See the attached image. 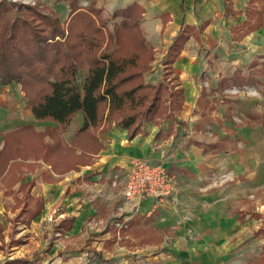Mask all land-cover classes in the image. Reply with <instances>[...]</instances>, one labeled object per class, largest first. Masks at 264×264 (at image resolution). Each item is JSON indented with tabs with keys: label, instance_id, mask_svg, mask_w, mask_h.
Returning <instances> with one entry per match:
<instances>
[{
	"label": "crops",
	"instance_id": "1",
	"mask_svg": "<svg viewBox=\"0 0 264 264\" xmlns=\"http://www.w3.org/2000/svg\"><path fill=\"white\" fill-rule=\"evenodd\" d=\"M131 3L143 7L140 28L154 51L142 79L157 85L169 73L182 93L181 110L158 124L144 123L128 139L126 129L104 127L105 118L95 132H78L82 112L65 129L37 120L19 84L0 85V149L5 143L7 151L21 149L7 162L0 159V174L13 177L15 217L31 203L34 210V198L42 209L32 220L54 214L52 232L38 242L45 248L41 264H262L264 133L246 121L263 119L264 103L249 95L260 83L238 87L231 77L235 70L247 75L252 60L244 66L236 57L246 38L262 29L233 40L225 0H124L115 10ZM186 25L191 35L165 64L167 48ZM235 87L246 93L231 92ZM203 93L210 110L198 103ZM46 149L52 153L45 158ZM133 158L169 171L175 201L124 202L121 181ZM28 171L33 176L26 178ZM124 219L127 228H118L115 221Z\"/></svg>",
	"mask_w": 264,
	"mask_h": 264
},
{
	"label": "trees",
	"instance_id": "2",
	"mask_svg": "<svg viewBox=\"0 0 264 264\" xmlns=\"http://www.w3.org/2000/svg\"><path fill=\"white\" fill-rule=\"evenodd\" d=\"M74 1L69 2L68 19L60 23L55 14L50 17L32 7H26L23 17L14 4L0 0V85L19 84L34 117L56 122L61 129L82 112L84 123L78 132H95L105 118L104 127L118 125L130 139L142 131L144 123L158 124L174 117L183 100L181 90L174 88L172 79L167 80L169 73L157 85L142 79L154 55L140 28L143 7L131 3L111 12L109 19L118 21L108 31L109 19H99L101 9L94 7L95 2L87 12ZM225 3V16L235 19L229 27L233 40L240 41L260 28L264 32V0H246L242 10L234 9L229 0ZM192 30L186 25L173 38L165 64L178 56ZM83 69L82 82H78ZM231 77L238 87L261 84L264 60H253L246 76L235 70ZM203 98L204 93L199 104ZM203 101L201 105L210 110ZM6 147L5 143L0 149L4 162L10 154L16 156L14 149L21 153V149L7 151ZM46 150L45 158L52 153ZM20 188L24 189L21 184ZM32 200L35 209L22 210L28 214L27 223L42 209V201ZM3 236L0 224L1 240ZM94 255L101 260L100 254Z\"/></svg>",
	"mask_w": 264,
	"mask_h": 264
},
{
	"label": "rangeland",
	"instance_id": "3",
	"mask_svg": "<svg viewBox=\"0 0 264 264\" xmlns=\"http://www.w3.org/2000/svg\"><path fill=\"white\" fill-rule=\"evenodd\" d=\"M5 1L11 3V5L14 4L15 7L20 12H23L25 14L23 17L27 16V13H25V11H27L26 7H32L42 13L55 14L58 20L60 21V23H63L68 19L70 9H71L69 6V2L71 0H5ZM245 1L246 0H232V3L235 8L242 10L245 7ZM94 2H95L94 7L97 6V7H100L101 9L100 10L101 13L99 14L100 15L99 19L108 20L111 15V12L113 11L111 10V6L115 4L116 5L115 8H117L119 7V5H123L124 0H75L74 4L76 7L78 6L84 7L85 11L90 12L89 11V9L91 8L90 5H92V3ZM52 14H50V17L52 16ZM108 21L109 22L107 24V30L111 31L112 24L114 22H117L118 18H114V19L112 18V20L109 19ZM234 22L235 20H232V18H230L229 21H227L226 19L225 26H228L230 25V23L232 24ZM253 34L254 35L252 37L248 39L246 38L245 42L243 43V48H241L244 50L240 49V52H239L240 56L236 57L238 61L241 60L240 62L244 63V66H246L247 64H250L249 63L251 62L250 60L257 61V60H260L261 58H264L263 29H262V32L260 30ZM84 74H85L84 69L78 73L77 75L78 82H82ZM200 76L202 77V74H200ZM235 88H232L231 92L244 93V94L246 93L244 88H242V90H237V88L236 89ZM254 88L256 89V91L259 92L258 102H260V105H261L262 103H264V78H262V83L258 86H254ZM241 120L243 121L244 119H241ZM253 121L252 122L246 121L247 126L256 125L260 129V133L263 134L264 133V118L259 119V120H253ZM240 123L241 122H239V124ZM185 131L187 133V130ZM23 170L24 169H22V171ZM25 175H26V178L32 177L33 173L28 171V173ZM12 181H13L12 176L0 174V222L3 227L2 232L4 235L3 240L0 239V264H25V263H19L18 261L20 260L28 261L27 264H41L44 254H45L44 253L45 248H42L40 244H38V242H39L41 235H43L46 232H52L51 229H53L54 227L52 225L53 218L51 217H53L54 214L52 213V211H50L49 217H46V219H43V218L38 219L39 216H37L33 220L31 219L30 220L31 222L29 224L26 222V219L28 218L26 212L25 214L20 213L21 215L19 217H15L16 216L15 214L19 211H16L13 209V207L15 206L14 195L9 194ZM37 187L33 190L34 194H37L39 192V186ZM14 188L16 187L14 186ZM66 193L67 192H65V194ZM30 208L33 209L32 203H31ZM102 208L104 209L105 207H101V210ZM117 211L120 212L118 209ZM118 215L120 214L115 213V216H114V213H113L112 218L114 217L117 218L119 217ZM45 221L50 222V224L47 225V229H43V223ZM89 224L90 223H88V226ZM115 224H117L116 221H115ZM32 228L34 230H32ZM120 228L121 229L127 228V224L124 223V226ZM48 241L49 240H47L46 241L47 243L44 244L43 246H47ZM93 256H95L94 253H93ZM14 259L16 260V262L13 261Z\"/></svg>",
	"mask_w": 264,
	"mask_h": 264
},
{
	"label": "built area",
	"instance_id": "4",
	"mask_svg": "<svg viewBox=\"0 0 264 264\" xmlns=\"http://www.w3.org/2000/svg\"><path fill=\"white\" fill-rule=\"evenodd\" d=\"M122 177V198L124 202L136 205L146 199L161 201L174 198V183L169 171L161 164H152L147 160L133 158ZM118 175H116L117 177ZM115 177V178H116ZM118 180L112 182L116 186ZM126 219L117 221L118 228L124 226Z\"/></svg>",
	"mask_w": 264,
	"mask_h": 264
},
{
	"label": "clouds",
	"instance_id": "5",
	"mask_svg": "<svg viewBox=\"0 0 264 264\" xmlns=\"http://www.w3.org/2000/svg\"><path fill=\"white\" fill-rule=\"evenodd\" d=\"M115 7H116V5L113 4V5L111 6V10H115ZM249 95L257 96V95H259V94H258V92L256 91V89L252 88V89H249Z\"/></svg>",
	"mask_w": 264,
	"mask_h": 264
}]
</instances>
